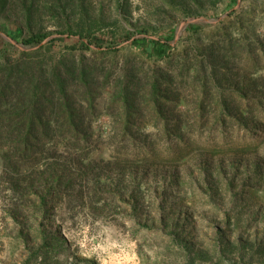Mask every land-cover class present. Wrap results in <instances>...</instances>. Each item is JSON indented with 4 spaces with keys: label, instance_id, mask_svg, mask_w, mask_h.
Returning <instances> with one entry per match:
<instances>
[{
    "label": "rangeland",
    "instance_id": "rangeland-1",
    "mask_svg": "<svg viewBox=\"0 0 264 264\" xmlns=\"http://www.w3.org/2000/svg\"><path fill=\"white\" fill-rule=\"evenodd\" d=\"M0 264H264V0H0Z\"/></svg>",
    "mask_w": 264,
    "mask_h": 264
},
{
    "label": "trees",
    "instance_id": "trees-1",
    "mask_svg": "<svg viewBox=\"0 0 264 264\" xmlns=\"http://www.w3.org/2000/svg\"><path fill=\"white\" fill-rule=\"evenodd\" d=\"M43 40V37L39 36V35H34L31 37H28L27 39H25V42L27 43H31V42H40ZM83 45L85 47H87L89 44L87 42H84Z\"/></svg>",
    "mask_w": 264,
    "mask_h": 264
}]
</instances>
